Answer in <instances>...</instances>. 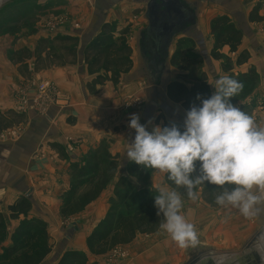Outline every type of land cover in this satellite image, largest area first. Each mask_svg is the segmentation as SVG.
<instances>
[{
  "label": "crops",
  "instance_id": "0c3cea01",
  "mask_svg": "<svg viewBox=\"0 0 264 264\" xmlns=\"http://www.w3.org/2000/svg\"><path fill=\"white\" fill-rule=\"evenodd\" d=\"M193 2L198 3L194 10L195 21L174 39L164 64L145 53L143 33L148 28V21L144 9L147 25L138 30V43L130 44L133 68L123 74L117 84L106 82L93 86V81L103 72L89 73L83 53L85 47H81L83 43H90L101 32L102 26L115 21L118 29L114 34L121 37L126 24L128 27L134 23L135 17L128 5L146 4L144 0H118L115 4L112 0H101L100 10L90 12L80 32L74 30L62 34L63 28L59 31L62 35L80 38L79 46H74L76 54L72 56L63 51L58 60L41 58L37 73H31V80L25 78L26 69L21 64L11 63L7 57L0 60V211L8 233L0 246V254L12 245L15 231L26 224L31 230L44 231L43 245L50 253L40 264L56 250L58 259L68 250L87 253L88 264H188L190 256H185V252L190 248L178 247L169 234H162V229L153 234H140L131 243L102 255L90 254L86 240L109 212L115 183L125 173L129 161L126 152L135 136V131L128 126L131 114H138L142 124L151 120L149 130L153 125L183 124L179 118L186 110L182 103L171 101L167 95L168 85L184 73L171 65V58L181 50L180 38L188 39L187 43L195 46L192 51L199 48L205 55L207 51L219 52L216 59L210 57L209 60V56H205L206 65L202 67L211 93L214 88L211 84L220 76L244 75L254 70L258 79L247 93L251 94L245 98L247 94L241 96L239 92L232 102L239 107L248 102L247 99H264V0H186L187 5ZM219 17L227 18L241 32L237 53L231 52L228 46L215 48L216 43L210 37L211 24ZM134 27L137 24L131 27L136 33ZM130 36H133L132 32H129ZM241 52H248L250 58L247 63L237 66ZM227 62L229 65L224 66ZM43 81L52 82L70 102H55L52 91L40 98L38 86ZM262 109L252 108L250 114L257 123L264 125ZM69 139L74 144L73 154L66 152ZM93 155L117 162L113 181L78 211L63 215L65 196L75 185L73 168L85 165ZM153 173L149 180L153 190L159 188L155 182L158 176L162 184L168 186L165 184L166 173ZM89 191L91 186H82L78 195ZM224 209L221 207L220 213L215 215L219 216L220 223L227 221L228 212L221 213ZM228 209L229 220H237L238 211ZM69 226L74 228L71 239L67 238L71 233ZM221 236L220 247L224 250L237 246L239 235L224 231ZM36 241L39 242L38 238Z\"/></svg>",
  "mask_w": 264,
  "mask_h": 264
},
{
  "label": "clouds",
  "instance_id": "9594fccd",
  "mask_svg": "<svg viewBox=\"0 0 264 264\" xmlns=\"http://www.w3.org/2000/svg\"><path fill=\"white\" fill-rule=\"evenodd\" d=\"M213 93L197 94L198 104L186 110L183 124H142L131 114L129 128L135 136L127 149L130 162L167 174L176 188H183L192 201L199 199V186L220 189L216 205L233 208L245 218L264 214V125L232 102L244 85L223 75ZM160 228L180 248L199 243L195 225L181 214V193L160 186L154 195Z\"/></svg>",
  "mask_w": 264,
  "mask_h": 264
},
{
  "label": "trees",
  "instance_id": "16d2710c",
  "mask_svg": "<svg viewBox=\"0 0 264 264\" xmlns=\"http://www.w3.org/2000/svg\"><path fill=\"white\" fill-rule=\"evenodd\" d=\"M211 33L217 39V45L230 46L231 52H238L242 35L227 18L214 19ZM57 41L74 44V46L78 43V39L72 37L58 38ZM74 46H65L63 51L73 56L77 52ZM131 53L125 36L117 39L110 25L103 26L101 32L94 37L85 50V62L88 65L89 73L103 72L93 81V86L106 82L119 83L121 76L129 73L133 68ZM53 58L61 59V53L55 54ZM249 58L248 52H241L237 57L236 65L241 66L247 63ZM171 65L184 72L178 76L177 81L170 83L167 87V95L171 101L182 103V107L188 110L194 103H199L196 100L197 94L204 97L212 94L207 74L202 70L200 61L191 53L184 54L178 50L171 59ZM240 79L243 84H249L251 87L256 84L258 75L254 70H250ZM170 124L167 123L164 126ZM116 167L118 166L115 160L99 155L90 156L85 165L81 167L74 166L75 185H72L68 196L74 193L76 185L78 187L91 186V191L83 194L75 204L67 201L62 210L63 215L78 211L87 202L95 199L111 182L113 174H116ZM154 171L155 169H146L128 161L125 168L128 177L122 174L115 183L113 194L116 200L104 219L86 240L90 254H105L118 246L131 243L139 234H153L161 229L160 222L163 217L157 216V209L154 207V195H157L158 192L147 187L144 190H137L130 179L138 178L146 181ZM165 182L169 188L179 191L182 197H187L183 188H176L167 179V174H165ZM199 190H202L203 200L207 204L213 208L220 207L215 203V196L219 193V188L204 184L199 186ZM6 226L5 218L0 211V246L8 235ZM44 236L43 229L31 230L30 225H21L12 237V245L4 254H0V264L8 262H10L9 264L42 263L45 256L50 253V249L43 245L42 238L44 239ZM36 238L39 242H35ZM88 262L89 255L87 253L68 250L61 256L58 264H88Z\"/></svg>",
  "mask_w": 264,
  "mask_h": 264
},
{
  "label": "rangeland",
  "instance_id": "374dc122",
  "mask_svg": "<svg viewBox=\"0 0 264 264\" xmlns=\"http://www.w3.org/2000/svg\"><path fill=\"white\" fill-rule=\"evenodd\" d=\"M112 1L113 4H115L116 1L118 3V0ZM100 2L101 0H7L0 6V60L7 57L8 61L11 63L21 64L26 69V71H24L25 78L31 80V73H37L41 64V58H52L55 54L59 55V53H62L65 46H74V44L59 42L57 39L66 37L71 38L69 35H62L63 33L67 34L71 31L73 32L74 30H78L80 32L87 20V17L90 16V12L93 9L100 10ZM128 6L135 17L134 23L137 24V27L134 28H136V33H134L135 29H131V27L134 26V23H130V26L126 27V24L125 28L121 30V36L126 35V40L130 46V44L138 43V30L141 31L142 28H145L147 21L144 18L145 3H141L136 6L130 4ZM86 25H88V23H86ZM110 27L114 33H116V30L118 29V22H113L110 24ZM62 28L65 31L61 30ZM60 30L63 31L62 34L59 33ZM129 32H132L133 36L129 37ZM114 36L117 39L119 38L115 34ZM210 37L211 39L213 38L216 43L215 48L218 49L224 46L223 44L217 45V39L213 34H211ZM79 41L80 38H78L77 47L79 46ZM179 41L182 52L184 54L191 52L192 56L200 61L202 67L206 65L205 56H209V60L211 58L216 59L217 55L220 56L219 52H216L215 50H212L211 52L207 51L206 55L204 52H201L199 48L192 51L195 46L193 44H188V39L186 38H180ZM88 44L89 43H83V46L81 47H85L83 53H85ZM228 47L231 49L230 46ZM226 64L229 65V62L225 63L224 66H227ZM177 70L181 73L183 72L178 68ZM241 76L242 75L240 74L231 75V77L237 79L238 81L241 80ZM171 77L173 76L171 75ZM243 85L244 87L240 92L241 96L246 95L249 91H251L249 84ZM250 94H247L245 98H248ZM247 101L248 102L241 104L239 107L248 114H250V110L252 108H263L262 112H264V99L251 101L247 99ZM241 102L242 101H240V103ZM184 115H180L179 120L183 121ZM116 169H118V167H116ZM155 171L157 172L158 170L155 169ZM114 175L115 173L113 176ZM123 175L127 176L126 172ZM152 176H150V178ZM150 178L146 181L138 178L130 179L137 190H144L146 187L151 188V184L149 182ZM155 182L159 187L165 186L162 184L160 176L155 178ZM74 188V193L71 196H65V203L70 201L73 204L77 197L82 196L78 195L80 186L78 187L76 185ZM156 191L158 192V190ZM115 200L116 198L113 194V197L109 201L110 206L113 205ZM182 200L183 207L181 212L184 214L188 222L195 225L200 249L224 250L225 248L220 247V242L223 240L221 233L224 231H232L236 234V236H239H237V246L231 250L241 251L245 240L252 238L255 230H264V214L250 218H245L238 214L237 217L239 218L231 221L229 220L231 216L229 209H224L221 213L228 212L227 221L220 223L219 220H217L219 216L215 217V215L220 213L221 207L213 208L211 205L207 204L203 200L202 190H199V199L197 201H192L188 197H182ZM235 215L236 213H234V217ZM68 224L71 225L72 222L69 221ZM69 227L68 228L71 230V233H68L67 236L71 239L74 237V228L72 226ZM164 233L165 231H162V234ZM189 248L193 249V246H189ZM57 251L58 250H56V253ZM56 253L54 252V255L51 254L45 260L44 264H58L60 258L58 259V257H55Z\"/></svg>",
  "mask_w": 264,
  "mask_h": 264
},
{
  "label": "water",
  "instance_id": "95a60500",
  "mask_svg": "<svg viewBox=\"0 0 264 264\" xmlns=\"http://www.w3.org/2000/svg\"><path fill=\"white\" fill-rule=\"evenodd\" d=\"M6 1L0 0V6ZM144 1L147 3V30L150 34L155 33L158 36L157 38L163 45L162 48L167 58L181 26L194 23L195 15L185 12L188 21L179 19L180 23L178 24L171 17L178 10L177 7L180 6L181 8V0ZM166 18H170V20H166ZM67 238L69 239V236ZM185 256H190L188 264H264V230H255L253 237L245 240L241 252L237 250L200 249V243H198L193 249L187 250Z\"/></svg>",
  "mask_w": 264,
  "mask_h": 264
},
{
  "label": "flooded vegetation",
  "instance_id": "af4514ba",
  "mask_svg": "<svg viewBox=\"0 0 264 264\" xmlns=\"http://www.w3.org/2000/svg\"><path fill=\"white\" fill-rule=\"evenodd\" d=\"M148 1H150V0H148ZM181 2H182V6H181V8H180V6L177 7L178 10L176 11V13L173 14V12L171 11V14H173V17H171V18H173L174 21L178 24L180 23L179 19H181L183 21L187 20L188 16L185 15V12H189V14L195 15L194 10L198 4L197 2H193V3L187 5L186 0H181ZM146 12H147V3L145 4V13ZM179 16H181V17H179ZM182 16L183 17L185 16V18H183ZM160 19H162V18H160ZM166 20H170V18H166ZM194 20H195V17H194ZM187 25L188 24L181 26V28H180L179 32L177 33V35L175 36V38L177 36H179L180 34L185 32V30L187 29V27H186ZM157 37L158 36H156L155 33L150 34L148 32V30L146 29L143 33L144 50H145V53L148 56L154 58V60L157 63L159 62L160 64H164L167 58L165 57V51L162 48L163 45L161 44V42H159ZM169 55H170V51H169Z\"/></svg>",
  "mask_w": 264,
  "mask_h": 264
},
{
  "label": "built area",
  "instance_id": "2783aa9c",
  "mask_svg": "<svg viewBox=\"0 0 264 264\" xmlns=\"http://www.w3.org/2000/svg\"><path fill=\"white\" fill-rule=\"evenodd\" d=\"M50 91L53 92V95H54V100L55 102H58V101H64L65 103H69L70 102V99L67 97V96H64L62 95L60 92H58L57 89L54 88V85L52 82L50 81H43L39 84L38 86V96L40 98L44 97L47 95V93H49ZM75 151V148H74V144H73V141L71 139H69L67 145H66V152L68 154H73ZM123 255V254H121Z\"/></svg>",
  "mask_w": 264,
  "mask_h": 264
}]
</instances>
